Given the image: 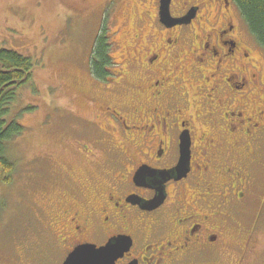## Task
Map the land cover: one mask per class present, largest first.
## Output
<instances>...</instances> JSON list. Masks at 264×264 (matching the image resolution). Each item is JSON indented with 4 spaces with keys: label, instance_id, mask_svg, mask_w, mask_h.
<instances>
[{
    "label": "flooded vegetation",
    "instance_id": "flooded-vegetation-1",
    "mask_svg": "<svg viewBox=\"0 0 264 264\" xmlns=\"http://www.w3.org/2000/svg\"><path fill=\"white\" fill-rule=\"evenodd\" d=\"M133 1L139 6L125 19L133 52L99 79L108 113L99 114L92 153L82 155L100 167L103 158L109 179L96 167L87 184L76 179L77 190L41 196L48 237L32 260L64 264L79 246L121 237L126 243L107 264H196L214 250L240 253L244 264L256 231L232 212L264 192V48L236 0H170L172 17L188 16L172 25L161 20V0ZM183 147L185 175L135 179L143 166L171 170ZM160 186L161 204L144 207Z\"/></svg>",
    "mask_w": 264,
    "mask_h": 264
},
{
    "label": "rangeland",
    "instance_id": "rangeland-1",
    "mask_svg": "<svg viewBox=\"0 0 264 264\" xmlns=\"http://www.w3.org/2000/svg\"><path fill=\"white\" fill-rule=\"evenodd\" d=\"M120 1L0 0L1 46L35 62L30 83L18 88L6 116L23 124L24 131L7 142L15 170L10 182L0 181V264H38L32 259L46 247L48 237L42 195L77 190L76 179L87 184L89 171L96 172V167L102 170L99 177L109 179L103 158L97 159L100 167L82 155L92 153L103 129L99 114L108 113L100 105V90L106 85L90 66L101 28L106 24L112 31V54L122 64L115 67L117 72L133 52L129 42L134 29L127 35L126 11L133 13L139 5L125 0L117 11ZM130 67L128 75L133 76L135 69ZM121 88L116 95L126 91ZM248 202L232 212L246 229L256 231L244 264H264V192ZM239 255L232 252L221 258L215 250L205 251L196 264H237Z\"/></svg>",
    "mask_w": 264,
    "mask_h": 264
},
{
    "label": "trees",
    "instance_id": "trees-1",
    "mask_svg": "<svg viewBox=\"0 0 264 264\" xmlns=\"http://www.w3.org/2000/svg\"><path fill=\"white\" fill-rule=\"evenodd\" d=\"M250 31L264 48V0H236ZM112 31L105 25L97 36L91 55V72L102 80L114 76L112 67ZM35 62L31 57L0 43V181L10 182L15 163L8 154L7 142L20 135L24 126L18 120H7L10 107L20 86L30 83ZM31 109V108H30Z\"/></svg>",
    "mask_w": 264,
    "mask_h": 264
},
{
    "label": "water",
    "instance_id": "water-1",
    "mask_svg": "<svg viewBox=\"0 0 264 264\" xmlns=\"http://www.w3.org/2000/svg\"><path fill=\"white\" fill-rule=\"evenodd\" d=\"M170 0H161V20L167 25L185 22L188 16L183 18H174L170 13ZM189 165V157L182 148V155L178 164L171 170H148V168L139 169L135 179L137 181L146 182L147 178H156L158 181H163L172 176L182 177L186 174ZM164 198V188L160 186L157 188L155 197L148 200L144 207L152 209L161 204ZM126 242L121 237H116L110 240L105 246L96 248L91 244H85L76 248L65 260L64 264H107L112 259L117 258L120 254L121 246Z\"/></svg>",
    "mask_w": 264,
    "mask_h": 264
}]
</instances>
